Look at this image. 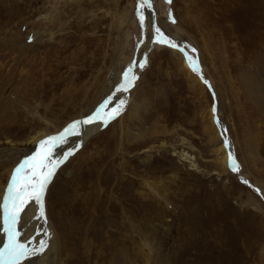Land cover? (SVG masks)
Here are the masks:
<instances>
[{"label": "rangeland", "instance_id": "1", "mask_svg": "<svg viewBox=\"0 0 264 264\" xmlns=\"http://www.w3.org/2000/svg\"><path fill=\"white\" fill-rule=\"evenodd\" d=\"M137 5L0 0V201L24 152L35 151L27 140L95 111L114 63L106 110L123 99L122 111L100 128L82 125L83 138L92 129L80 145L71 146L78 133L56 148L54 159L72 154L44 194L52 222L49 203L79 166L95 162L93 170L105 172L91 189L98 208L81 215L88 236L80 264H264V114L242 80L264 81V0H152L147 28ZM153 23L197 60L199 72L184 53L151 42ZM132 62L137 79L116 92ZM220 144L238 171L219 165ZM54 254V264H66Z\"/></svg>", "mask_w": 264, "mask_h": 264}, {"label": "bare ground", "instance_id": "2", "mask_svg": "<svg viewBox=\"0 0 264 264\" xmlns=\"http://www.w3.org/2000/svg\"><path fill=\"white\" fill-rule=\"evenodd\" d=\"M150 2H151V7H145L142 10L144 16H147V15L152 16V13H153L152 11H154V10L152 8V0H150ZM150 9H152V11ZM186 12H189L188 9L186 10ZM145 19H146V17H145ZM148 24H149V22L146 19V24H144V27L147 28ZM146 47H147V45H145L144 42L138 47L139 52H138L136 58L140 57V55L142 56V54L146 50ZM178 52H180V51H178ZM115 70L117 71V66H116V64L113 63L111 66V69L108 72L107 79L105 80V83L103 84L102 97H104V98H103L102 102L106 99V97H108L107 94L112 91V89H111L112 84H113L112 74H113V72H115ZM138 70L139 69L136 66V68L133 70V74L135 76H137ZM242 80H243L244 84L246 85L248 95H250L251 98L254 99V101L258 103L259 108L262 110V112L264 114V103L262 102V100H263L262 97L264 96V87H263L264 81H262V79L258 78L256 80V82H254L252 84L251 80H249L248 78L242 77ZM129 114H130L131 120L133 122L132 123L133 124L132 126H134L133 129H135V130L137 129L136 130L137 133H133V136L134 137H137L138 135L140 136L142 131L138 128V126L136 124L138 122L136 120V118H137L136 117L137 116L136 110L132 109V111H130ZM73 121H75V120L73 119ZM94 125H95L94 128L95 127L96 128L101 127V124L99 123V121H97V123ZM64 128H62L59 132H61ZM91 129H92V127H91ZM91 129H89L88 133H90ZM79 130L80 131H79L78 137L76 136L77 140L74 143H72L71 146H73V145L77 146L79 143L81 144L82 141H84L87 138L88 133H87L86 137L83 138L86 134L85 126L80 127ZM44 133L45 132H40V134L35 135V136H31L27 140L28 144H32V149H36V146H37L39 140L42 139V137H39V136H44ZM216 139H217V137H216ZM219 143H220V141L216 142V145ZM71 149L72 148H70L69 150H71ZM219 149L221 151L219 152L220 158H219L218 162H219V165L224 170H226L227 163H228L227 162V160H228L227 153L224 150H222L221 144L218 145L217 150L219 151ZM66 150H68V148ZM24 153L26 155H28V151H25ZM59 156H57V157H59ZM63 156H64V154H63ZM189 158H193V157H189ZM57 160H60V159L57 158ZM95 164H96L95 162L92 163V162L88 161V163H84L83 165L79 166L78 170L76 172L77 174L75 173L70 179L65 180L64 183H61L57 187L56 196L49 203V212H51V214L53 215L52 216V222H50V220L46 216L47 214L45 215V211H44L43 218H37L39 216V213H38V211L36 212V210H35L34 202L31 203L29 206H27L26 211L21 214V219L18 221V224L16 225L18 227V232L20 233V235L18 236V239L21 240L22 242H27V241L31 240V244L28 245L29 248L35 247L38 244L40 239H46L48 242V246L44 249V251L42 253L31 256L30 259L20 261L19 264H26L28 262H29V264H54V260H53L54 257L53 256L55 255L54 253H55L56 249H57L56 255L57 256L60 254L63 255L65 258L66 264H80V262L82 261L83 258L78 253L79 252L78 247L82 242L81 240L85 238V235L88 236V232H86V229H85L86 224L84 222L87 218L82 219L81 215L87 214V213L89 215L91 206H93L95 208V205H96V208H98V205L96 204V200L94 198L95 197L94 193L93 192L91 193V189L93 187L92 184L94 185L93 179L97 177L99 180V175L105 174L104 171H101V170L98 171L97 169L93 170L94 167L96 166ZM119 180L122 183V185L124 184L123 181H126L125 178L119 179ZM102 183H104V181ZM122 185L118 184L117 186H120V188H122ZM102 188L103 187H100V189H102ZM84 189H85V191H84ZM110 195H112V194H110ZM120 201H121V199H120ZM129 201H130V199H129ZM123 205H125V204H123ZM129 205L127 204V206H129ZM91 210H93V208ZM93 221L94 220L92 218L91 223H93ZM89 222H90V220H89ZM3 228H4V226H3V222H2V224L0 226V237H1L0 248H2V246H4V242L7 241V234L3 230ZM45 233H47V235H45ZM55 243H56V246L58 245L57 248H55ZM60 262H61V260H60ZM57 264H59V262H57Z\"/></svg>", "mask_w": 264, "mask_h": 264}, {"label": "snow or ice", "instance_id": "3", "mask_svg": "<svg viewBox=\"0 0 264 264\" xmlns=\"http://www.w3.org/2000/svg\"><path fill=\"white\" fill-rule=\"evenodd\" d=\"M170 2V0H169ZM151 7L150 0H138L137 15L140 19L141 28L144 27L145 17L143 9ZM152 35L150 36L152 43H159L175 48L184 53L189 67L194 72H199V66L196 59L188 56L183 47H180L173 39L165 35L161 29L153 23L151 25ZM31 39V38H30ZM195 51V49H193ZM136 62H132L122 72V80L116 85V92H126L132 86V82L137 79L133 74V66ZM146 61H140L138 66L144 67ZM205 84L208 82L205 80ZM112 97L109 96L104 100L94 112L86 116L82 120H75L67 125L61 132L53 136H47L39 140L35 151L31 155H26L14 167L10 178L8 179L6 189L0 201V211L3 213V230L7 234V242L3 248H0V264H19V261L28 256H34L42 253L48 246L46 239H40L38 244L29 248L31 240L21 242L18 239L20 233L17 231L16 225L21 219V214L26 211L27 206L31 203L38 205L39 216L43 218L44 215V194L51 182L55 170L59 167L64 159H67L72 152H65L64 158L57 160L54 159L56 148L66 143L67 138L71 135L78 134L82 125H89L97 121H102L105 125L111 119H115L120 114L125 104L123 99H120L110 110H106ZM216 106L213 105V115L215 119ZM225 147L228 148L229 143L224 141ZM228 166L232 171H238V165L231 152L228 155ZM247 183V181H244ZM47 235V233H45Z\"/></svg>", "mask_w": 264, "mask_h": 264}]
</instances>
